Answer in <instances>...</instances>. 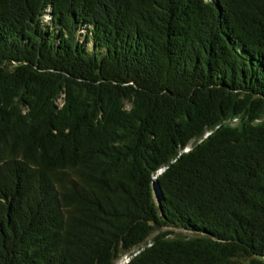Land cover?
<instances>
[{"label": "trees", "instance_id": "trees-1", "mask_svg": "<svg viewBox=\"0 0 264 264\" xmlns=\"http://www.w3.org/2000/svg\"><path fill=\"white\" fill-rule=\"evenodd\" d=\"M123 257L264 264V0H0V264Z\"/></svg>", "mask_w": 264, "mask_h": 264}, {"label": "rangeland", "instance_id": "rangeland-1", "mask_svg": "<svg viewBox=\"0 0 264 264\" xmlns=\"http://www.w3.org/2000/svg\"><path fill=\"white\" fill-rule=\"evenodd\" d=\"M173 231H176V232H178V230L177 229H172ZM127 260H128V257H123L122 259H120L119 261H117L115 264H124L125 262H127Z\"/></svg>", "mask_w": 264, "mask_h": 264}]
</instances>
